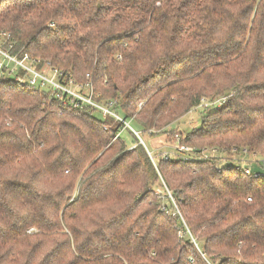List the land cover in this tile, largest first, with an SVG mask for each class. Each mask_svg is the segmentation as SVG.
Here are the masks:
<instances>
[{"label":"trees","instance_id":"16d2710c","mask_svg":"<svg viewBox=\"0 0 264 264\" xmlns=\"http://www.w3.org/2000/svg\"><path fill=\"white\" fill-rule=\"evenodd\" d=\"M2 32L90 75L142 138L228 100L179 140L193 157L153 162L122 123L4 74L0 264H264V0H0Z\"/></svg>","mask_w":264,"mask_h":264},{"label":"built area","instance_id":"2783aa9c","mask_svg":"<svg viewBox=\"0 0 264 264\" xmlns=\"http://www.w3.org/2000/svg\"><path fill=\"white\" fill-rule=\"evenodd\" d=\"M4 44H7L6 48H3ZM13 49L14 44L11 35L2 32L0 34V78L4 74L15 77L21 72L23 75L15 77L20 86L30 85L49 94L51 99L59 100L63 105L80 110L89 109L96 112V114L100 113L103 116L113 118L116 122L123 124V129L118 136L125 130H131L138 138L140 137L139 133L132 127V120H125L117 111V102L104 101L101 99L100 94H96L90 75L86 76L84 82H77L71 75L59 71L50 64L41 65L39 60L31 57L28 53H25L22 57L13 55L11 53ZM118 58L121 59L120 56ZM207 102L206 99L202 100V104L206 105ZM225 102L226 98H222L216 102L207 103L206 106L221 107ZM180 149L193 152L188 147H180ZM243 161V166H245L248 161L247 159ZM246 172L249 173V170H246ZM176 210L179 213V210Z\"/></svg>","mask_w":264,"mask_h":264},{"label":"rangeland","instance_id":"374dc122","mask_svg":"<svg viewBox=\"0 0 264 264\" xmlns=\"http://www.w3.org/2000/svg\"><path fill=\"white\" fill-rule=\"evenodd\" d=\"M222 98H216L211 101V99L208 97L206 100L208 101L207 103H213ZM228 98H226V101ZM206 103V105H207ZM205 104H201L200 107L193 109L187 116L184 118L175 121L172 123L170 126L164 129V133L159 134L158 136H143V138L140 136L141 140L144 143V147L149 153V156L153 162L157 161L159 158H168L171 155H179L181 154H188L189 157H193V152H188L185 150L180 149V139L185 138L187 133L191 132L192 130H195L200 127L201 125V117L203 114L213 108L214 105H208L206 106ZM98 119H103V115L98 113L95 116ZM124 138L129 139L131 138V135L129 134V131H125L124 133ZM131 141V140H130ZM140 142V141H139ZM132 144V142H131ZM183 147V146H182ZM187 147V146H184ZM191 148V147H189ZM195 148V147H193ZM193 148H191L193 150ZM202 156L206 157H217L221 160H224V162H227V160H237L238 158L236 156L229 157L227 155L219 154V152L216 154V150H213L212 148H209L203 152ZM247 159L250 161L256 160L254 157L246 156ZM241 160V159H239ZM244 160V159H243ZM248 161V162H250ZM247 162V163H248ZM241 164H244V161L241 162ZM157 193H159L161 196H164L165 193L173 199L171 192L169 189L166 187L163 188H158ZM170 193V194H169ZM171 195V196H169ZM176 210V209H175ZM180 213V211H179ZM181 214V213H180Z\"/></svg>","mask_w":264,"mask_h":264},{"label":"water","instance_id":"95a60500","mask_svg":"<svg viewBox=\"0 0 264 264\" xmlns=\"http://www.w3.org/2000/svg\"><path fill=\"white\" fill-rule=\"evenodd\" d=\"M138 139H139V141H140V144L144 145V143H143V141L141 140V138L139 137Z\"/></svg>","mask_w":264,"mask_h":264}]
</instances>
